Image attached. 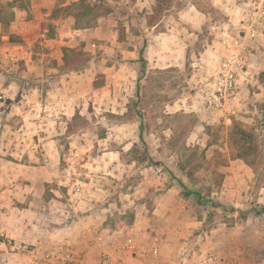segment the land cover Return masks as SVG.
Masks as SVG:
<instances>
[{
  "label": "rangeland",
  "instance_id": "374dc122",
  "mask_svg": "<svg viewBox=\"0 0 264 264\" xmlns=\"http://www.w3.org/2000/svg\"><path fill=\"white\" fill-rule=\"evenodd\" d=\"M13 1L0 0V8L11 11L9 3L27 7L30 2ZM77 1L55 0L52 16L68 22L58 54H50L43 38L28 42L47 67L39 81L25 74L19 57L3 61L2 50L21 38H1L15 31L1 29L0 111L23 101L32 113L52 114L46 122L56 131L65 182L91 197L92 206L107 210L103 223L114 229L117 243L129 236L144 249L141 241L148 239L162 259H177L186 248L188 253L233 256L245 264L264 261V212L239 214L264 208V84L259 79L264 38L234 100L217 111L205 105L203 94L220 59L231 53L230 44L255 0H168L161 9L155 0H96L101 16L75 21L66 7ZM180 12L185 18L178 19ZM69 27L82 28L69 32ZM47 28L46 35H54L55 24ZM127 50L138 58L126 57ZM201 57L204 64L198 65ZM62 73L78 79V87L55 91L51 85ZM52 99L61 103L57 115V105L47 103ZM234 121L253 136L256 152L246 156L247 163L235 158ZM28 139L39 143L37 135ZM0 157L13 159L10 152ZM62 185L52 184L65 193ZM211 201L222 207L210 208ZM64 243L73 247L65 240L43 251L46 264H56L45 255Z\"/></svg>",
  "mask_w": 264,
  "mask_h": 264
},
{
  "label": "crops",
  "instance_id": "0c3cea01",
  "mask_svg": "<svg viewBox=\"0 0 264 264\" xmlns=\"http://www.w3.org/2000/svg\"><path fill=\"white\" fill-rule=\"evenodd\" d=\"M54 6L55 0H30L25 10L11 8L14 20L8 26L3 27L0 24V31L9 27L15 30L1 38L10 41V35H15L21 38L23 44H26L24 46L21 42L9 43L10 46L2 50L3 61L19 57L24 60L25 74L36 78L37 81L43 76L42 73L47 70V67L42 64L41 59L37 58L38 54L32 52L28 42H33V39L30 38H43L50 54L55 55L59 53L57 50L59 44L64 43L61 32L68 22L60 16H52ZM28 14L32 16L30 19L26 18ZM182 18H185V14L178 13V19ZM74 20L76 21L75 18ZM51 22L55 24V33L47 36L46 33L49 31L47 23ZM68 29L69 32H75L81 28L69 27ZM124 54L132 60L138 58V53L133 50H127ZM57 66H60V63ZM261 70L264 73V66ZM77 80L67 79V75L62 73L56 77L51 86L55 88V91L62 93L68 87H78ZM32 89L36 90V87ZM26 98L27 102L38 104V100L29 96ZM56 101L58 100L52 99L47 103L57 105L55 107L57 115L61 112L58 105L61 103ZM10 108L14 110L11 111ZM10 108L8 111L6 109L0 111V127L2 128L0 153L10 152L13 155V159L0 157V179L2 175L5 178L0 180V257L5 258L3 259L5 264H32L31 262L46 264L42 258L43 251L56 242L68 240L82 255L84 264H102L101 258L105 254L114 256L118 245L117 237L114 229L103 223L107 218L105 213L107 210L100 211L99 208L92 206L91 197L76 190L72 186V181L65 182L68 179L61 174V149L58 140L54 137L56 131L49 128L51 122H46L52 119V114H40L38 111L32 113V110H27L23 101L15 105L11 104ZM40 117L41 120H39ZM12 121L16 122L15 126H10ZM24 124L35 127L25 129ZM35 135L39 137V143L35 140L29 141L28 136ZM38 150L44 153L37 154ZM53 183L63 184L62 186L66 187L65 193L53 187ZM133 228L131 230H137ZM99 238L101 239L98 240ZM147 240L141 241L144 249L139 245L144 252H148V249L156 244ZM151 242H153L152 245ZM19 246L29 247L30 250L21 251ZM33 257L36 259H32ZM113 260L109 259L108 264H111ZM173 260L175 259H162L164 262ZM251 260H248L249 264L264 262L263 259H259V262ZM129 261L134 264L141 263L136 259H129Z\"/></svg>",
  "mask_w": 264,
  "mask_h": 264
},
{
  "label": "built area",
  "instance_id": "2783aa9c",
  "mask_svg": "<svg viewBox=\"0 0 264 264\" xmlns=\"http://www.w3.org/2000/svg\"><path fill=\"white\" fill-rule=\"evenodd\" d=\"M264 38V0H255L241 20V29L237 39L230 44L231 53L223 56L218 64L217 71L211 75L208 84L204 87V103L208 108L221 111L234 100L241 84V78L248 75L252 68V59L260 52V43ZM204 64L200 58L198 65ZM99 238L98 240H100ZM19 249L24 246H19ZM56 264H84L82 255L68 243L61 244L45 255V259ZM102 264H134L129 259H136L138 264H245L236 257L222 255L217 252L188 253L186 248L181 249L177 259L164 262L157 245H152L148 252L140 250L135 239L127 236L124 243H118L114 256L105 254ZM34 263V262H33Z\"/></svg>",
  "mask_w": 264,
  "mask_h": 264
},
{
  "label": "trees",
  "instance_id": "16d2710c",
  "mask_svg": "<svg viewBox=\"0 0 264 264\" xmlns=\"http://www.w3.org/2000/svg\"><path fill=\"white\" fill-rule=\"evenodd\" d=\"M17 1H20V0H14L13 2H17ZM26 1L29 2L30 0H26ZM155 2L157 4L156 6H159V9H161L162 3L166 4L168 0H155ZM9 4H8V7L10 8L16 7V8L24 9V10L26 9V5L24 4H21L19 6H16L15 4H12V3H9ZM92 4L89 5L85 0H79L78 2H74L70 6H67L66 10H71V13L69 15L75 16L76 20L80 18L79 16L81 17L82 16L84 17L92 16L93 19H97L98 17L101 16L100 13H96L97 1L93 0ZM157 14L159 15L161 13L158 12ZM152 19H155V18L152 17ZM13 20H14V13L12 11H7L3 8H0V24L3 27L8 26L9 23ZM147 24H149V22H147ZM90 25L92 26V24ZM90 25H87V27H89ZM87 27H83V28H87ZM78 28H82V27H76V29ZM11 38L12 36L10 35L9 39ZM140 60L142 61V56L140 57ZM63 62L64 64L67 63L65 59H63ZM259 79L264 84V73H260ZM231 141L237 147V153H236L235 158L241 159L245 163H247L246 156L251 155L252 153L255 154L256 152L255 147H253V136L246 130V127L244 126L243 123H240L238 121L233 122V128L231 131ZM209 207L212 209H219L222 207V205L220 203H215L211 201L209 202ZM263 212H264V208L261 211H257L255 208H252V209H248L245 211H239V214H243V215L261 214Z\"/></svg>",
  "mask_w": 264,
  "mask_h": 264
}]
</instances>
